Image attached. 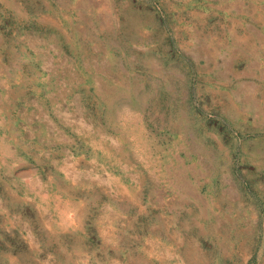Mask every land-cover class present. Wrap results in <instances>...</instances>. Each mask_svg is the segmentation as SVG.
I'll list each match as a JSON object with an SVG mask.
<instances>
[{
	"label": "rangeland",
	"instance_id": "1",
	"mask_svg": "<svg viewBox=\"0 0 264 264\" xmlns=\"http://www.w3.org/2000/svg\"><path fill=\"white\" fill-rule=\"evenodd\" d=\"M0 264H264V0H0Z\"/></svg>",
	"mask_w": 264,
	"mask_h": 264
}]
</instances>
